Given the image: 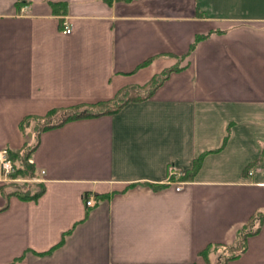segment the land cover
I'll use <instances>...</instances> for the list:
<instances>
[{
	"label": "crops",
	"instance_id": "0c3cea01",
	"mask_svg": "<svg viewBox=\"0 0 264 264\" xmlns=\"http://www.w3.org/2000/svg\"><path fill=\"white\" fill-rule=\"evenodd\" d=\"M25 147L43 192L0 169V264H214L251 221L228 264H264V0H0V150Z\"/></svg>",
	"mask_w": 264,
	"mask_h": 264
},
{
	"label": "trees",
	"instance_id": "16d2710c",
	"mask_svg": "<svg viewBox=\"0 0 264 264\" xmlns=\"http://www.w3.org/2000/svg\"><path fill=\"white\" fill-rule=\"evenodd\" d=\"M55 5V4H54ZM202 36L196 37V40H199ZM194 44L191 45V49ZM178 67L168 68L161 73L153 76L148 82L144 85L138 86H128L121 89L114 98L110 100H105L101 102H96L89 105H79L73 106L70 108L63 109L60 112L53 110L40 118L39 129L43 130L53 126L60 125L66 121L73 120L79 117L84 116H96L103 113H112L118 110L122 105L128 101H137L148 98L153 90L167 77L170 71L176 70ZM28 119L25 118L21 125H26ZM30 156V147H25L21 151L9 152L8 157L12 163L13 171L10 174L11 178H16L18 176L26 179L31 178L35 175V169L32 163L28 161ZM201 155L198 156L192 164L189 174H194L197 169L200 167ZM37 187V190L31 192L28 188V184L25 183L22 186H15V189L11 192L12 194L18 195L24 199L36 198L39 194L43 192L42 183L38 182L34 184ZM252 222V221H251ZM251 222L247 224L246 227L241 229L239 232L238 238L234 244L227 246L219 253V259L214 262V264H228V261L235 258L241 251L246 237L252 232ZM212 249L211 246H208L203 252L205 262L204 264H210L208 259V253Z\"/></svg>",
	"mask_w": 264,
	"mask_h": 264
},
{
	"label": "built area",
	"instance_id": "2783aa9c",
	"mask_svg": "<svg viewBox=\"0 0 264 264\" xmlns=\"http://www.w3.org/2000/svg\"><path fill=\"white\" fill-rule=\"evenodd\" d=\"M64 28L63 32L69 33L70 31V25L68 22L64 21ZM0 169L4 175L9 173L12 170V163L10 159L8 158L7 151L5 149L0 150ZM43 172V171H42ZM251 173V172H249ZM166 182L167 183H176L175 189L179 190L181 188V181H176L179 180V178L183 175L182 170L177 168L174 164L169 163L167 164V170H166ZM176 181V182H175ZM86 204L87 205H92L94 204V199L93 197H88L86 199Z\"/></svg>",
	"mask_w": 264,
	"mask_h": 264
},
{
	"label": "rangeland",
	"instance_id": "374dc122",
	"mask_svg": "<svg viewBox=\"0 0 264 264\" xmlns=\"http://www.w3.org/2000/svg\"><path fill=\"white\" fill-rule=\"evenodd\" d=\"M172 164H174V163H172ZM166 170H167V166H166ZM167 176V175H166ZM32 178V177H31ZM31 178H26V179H22L21 181H19V182H13V184L15 183V185L14 186H22L23 184H25V183H27L28 184V182L29 181H32V179ZM17 183V184H16ZM21 183V184H20ZM35 184V183H34ZM31 187V186H30ZM29 187V190L31 191V192H33V191H35V190H37V187L34 185V186H32L31 188Z\"/></svg>",
	"mask_w": 264,
	"mask_h": 264
}]
</instances>
